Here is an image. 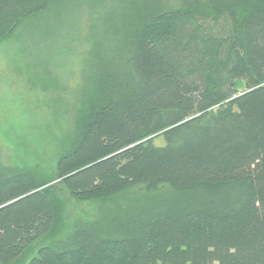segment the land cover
<instances>
[{
  "label": "trees",
  "instance_id": "1",
  "mask_svg": "<svg viewBox=\"0 0 264 264\" xmlns=\"http://www.w3.org/2000/svg\"><path fill=\"white\" fill-rule=\"evenodd\" d=\"M60 9L84 88L53 175L0 160V264L55 233L54 185L100 208L27 264H264V0H0V45Z\"/></svg>",
  "mask_w": 264,
  "mask_h": 264
},
{
  "label": "rangeland",
  "instance_id": "2",
  "mask_svg": "<svg viewBox=\"0 0 264 264\" xmlns=\"http://www.w3.org/2000/svg\"><path fill=\"white\" fill-rule=\"evenodd\" d=\"M59 13L61 9L27 22L0 45V160L37 167L48 176L54 174L68 117L84 88L82 66L90 41L85 17L79 24L72 15L57 18ZM55 187L51 197L65 214L55 233L37 243L20 264H27L39 246L66 237L77 219L88 220L100 208L97 202L79 203Z\"/></svg>",
  "mask_w": 264,
  "mask_h": 264
}]
</instances>
